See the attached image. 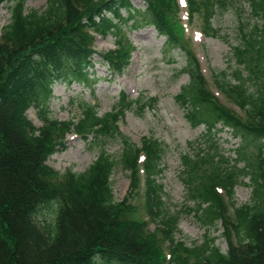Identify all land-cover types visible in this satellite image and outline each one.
Instances as JSON below:
<instances>
[{
    "label": "trees",
    "instance_id": "1",
    "mask_svg": "<svg viewBox=\"0 0 264 264\" xmlns=\"http://www.w3.org/2000/svg\"><path fill=\"white\" fill-rule=\"evenodd\" d=\"M139 1L144 8L133 0H47L42 10L28 11L25 0H0L10 14L0 29V264H264V0H246L256 24L240 23V42L231 51L237 69L214 75L213 88L235 109L209 91L177 0ZM186 2L190 23L199 19L207 37L214 31V14L240 4ZM124 27H152L165 38V47L182 54L189 81L175 100L192 126L204 125L211 135L220 125L260 143L255 156H247L241 145L230 159L210 139L206 149L182 158L191 203L183 210L204 230L200 241L176 238L179 212L165 206L158 181L160 143L146 137L134 143L120 131L125 111L145 106V97L130 99L121 92L117 105L101 116L96 106L84 103L76 119L58 120L48 110L55 83H93L95 64L106 65L113 76L125 73L135 49ZM107 36L115 39L114 47L97 51L96 39ZM31 109L40 127L27 118ZM69 135L90 138L99 151L85 171L59 175L47 161L65 149ZM109 140L120 143L117 157L105 149ZM118 167L130 180L120 201L111 180ZM246 179L250 199L237 205L234 189ZM141 189L140 209L132 199ZM220 229L226 251L214 236Z\"/></svg>",
    "mask_w": 264,
    "mask_h": 264
},
{
    "label": "rangeland",
    "instance_id": "2",
    "mask_svg": "<svg viewBox=\"0 0 264 264\" xmlns=\"http://www.w3.org/2000/svg\"><path fill=\"white\" fill-rule=\"evenodd\" d=\"M244 10L240 13L234 6H227L225 10L215 13L212 17L213 32L205 37L199 32V19L188 26L187 35L192 39L191 49L196 54L203 75L208 81L209 91L213 93L222 104L228 105L225 99L213 88L214 75L231 74L237 69V64L231 51L240 42V23L256 24V20L249 16L246 0H238ZM47 0H25L26 10H42ZM181 7V20L186 25L184 2L178 0ZM136 8H144L139 0H133ZM10 20L8 5L0 7V29ZM259 25L261 24L258 23ZM122 28L123 33L132 42L134 52L131 62L125 73L120 76L110 75L107 66L95 64L91 72L94 73L93 83L71 82L55 83L52 97L47 105L51 115L58 120L76 119L79 115V105L89 104L97 107V115L110 112L119 101L121 92L130 99L139 95L147 99L156 100L153 106H131L125 111L120 122V131L134 143H139L144 137L157 140L161 145L162 159L159 183L164 189V204L172 213L179 212L177 239L200 241L204 230L199 226L194 216L184 211V207L191 205L186 201L187 192L182 182V158L185 155L193 156L199 148L206 149L209 141L216 143L219 152L230 159H236L235 150L244 145L247 156H255L259 152L260 143L252 139L244 140L240 136L217 125V132L209 135L204 125L192 126L186 118V109L178 104L175 97L180 89L189 81L187 74L182 72L185 59L178 49L164 46L165 38L157 35L152 28L131 31ZM214 34V35H213ZM115 39L112 36L98 37L95 41L97 51H107L114 47ZM95 59H98L95 57ZM243 73L244 70L242 69ZM228 77L227 79H229ZM231 82L234 83L233 78ZM225 101V102H224ZM235 109V108H234ZM27 118L36 126L41 123L34 110L27 112ZM105 149L108 154L117 157L120 153V143L109 140ZM264 156V142H261ZM98 146L81 137L70 135L66 147L51 156L47 164L63 175L67 170L80 173L85 171L98 155ZM243 163H239L242 166ZM113 194L117 201L122 200L129 191L130 180L127 171L121 167L115 169L112 177ZM243 180L234 189V199L241 205L250 199V189L244 185ZM142 189L133 197L132 202L136 208H142ZM221 192V191H220ZM221 194H223L221 192ZM221 229L214 232L218 237L217 244L222 251H226L227 244L221 237Z\"/></svg>",
    "mask_w": 264,
    "mask_h": 264
}]
</instances>
